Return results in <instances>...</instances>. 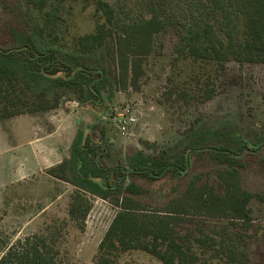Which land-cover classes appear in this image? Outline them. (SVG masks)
<instances>
[{
	"label": "rangeland",
	"instance_id": "rangeland-1",
	"mask_svg": "<svg viewBox=\"0 0 264 264\" xmlns=\"http://www.w3.org/2000/svg\"><path fill=\"white\" fill-rule=\"evenodd\" d=\"M140 9L146 15L145 7ZM97 10L94 0H48L43 11L27 0H0V42L7 41L12 27L24 25L39 31L44 42L61 53H69L76 48L80 35L95 32L105 22ZM186 12L182 0L167 1L162 11L167 27L155 38L153 52L145 57V73L139 86L114 88L112 96L105 92L101 104H82L75 90L68 88L57 108L0 119L3 234L13 238L45 235L55 241L59 264H94L99 244L118 210L109 201L92 197L85 226L80 228L69 215L74 185L47 175L45 166L52 161L47 160L44 167L38 168L34 143L48 157H52L54 148L63 146L68 158L72 141L81 129L92 136L98 161L111 168L126 161V156L136 149L156 156L162 151L187 152L191 142H200L187 152L188 172L171 171L155 181L139 176L132 179L148 190L143 201L150 208H160L169 199L182 195L192 179L221 190L218 172L222 165L211 157L210 149L221 145L236 149L230 140V134H234L254 148L241 157L245 163L241 183L257 196L250 202L251 222L229 228L245 235L246 264H264V63L240 64L230 60L220 69L215 61H194L179 53L178 32ZM208 87L215 90L210 100L205 97ZM125 106L132 108L137 122L123 134L115 123L113 108L121 110ZM60 108L67 115L64 126L57 123V116L52 120L45 115ZM222 222L226 221L196 217L179 229L183 238L187 232L199 233V226L214 234L211 228L220 227ZM192 244L204 264H227L226 257L214 255L211 248ZM117 264L163 263L147 252L132 250L118 255Z\"/></svg>",
	"mask_w": 264,
	"mask_h": 264
},
{
	"label": "trees",
	"instance_id": "trees-1",
	"mask_svg": "<svg viewBox=\"0 0 264 264\" xmlns=\"http://www.w3.org/2000/svg\"><path fill=\"white\" fill-rule=\"evenodd\" d=\"M94 1L105 22L95 32L80 35L72 52L61 53L45 43L34 28L10 29L7 41L0 42V119L57 108L68 88L75 90L82 104H101L105 92L112 96L114 88L139 86L145 57L167 27L162 11L168 0ZM27 2L39 11L48 4V0ZM182 4L187 12L178 32L179 53L194 61H215L220 69L230 60L264 63V0H182ZM143 6L146 15L140 9ZM214 95V88L208 87L206 99ZM230 140L236 149L230 145L210 149L211 157L222 165L218 172L221 190L192 179L182 195L160 208H150L143 201L148 190L132 179L155 181L171 171L188 172L187 152L200 142H191L187 152L162 151L156 156L136 149L126 161L109 168L98 161L92 136L79 129L69 157L49 167L47 173L74 185L69 215L80 228L85 226L92 197L117 207L94 264H117L118 255L132 250L147 252L163 264H204L193 242L225 256L227 264H246L245 235L229 226L237 228L252 220L250 202L257 194L241 183L245 167L241 157L254 148L240 136L230 134ZM196 217L226 222L211 228L214 234L199 226V233L187 232L183 238L179 227ZM0 264H59V251L45 235L13 238L0 231Z\"/></svg>",
	"mask_w": 264,
	"mask_h": 264
},
{
	"label": "crops",
	"instance_id": "crops-1",
	"mask_svg": "<svg viewBox=\"0 0 264 264\" xmlns=\"http://www.w3.org/2000/svg\"><path fill=\"white\" fill-rule=\"evenodd\" d=\"M45 115L46 117L47 116L50 117V119L52 120L54 119L55 116H57L58 117L57 123L61 126H64L65 122H67V117H66L67 115L65 112L63 113V110L61 108L56 110L54 113H48ZM33 145H34L33 155H34V158L36 159V165L38 166V168H40L41 166L44 167L45 166L44 162L49 160V162L50 161L52 162L49 165L45 166V169H48L49 167L53 165L59 164L66 157V152L63 153V150L61 149L63 146L61 147L57 146L58 147L57 150H55L54 148V150H52V153H53L52 157H48L46 152H40V147H41L40 145L37 146L36 143H34ZM50 177L56 179L55 177H52V176Z\"/></svg>",
	"mask_w": 264,
	"mask_h": 264
},
{
	"label": "built area",
	"instance_id": "built-area-1",
	"mask_svg": "<svg viewBox=\"0 0 264 264\" xmlns=\"http://www.w3.org/2000/svg\"><path fill=\"white\" fill-rule=\"evenodd\" d=\"M115 111L114 118L115 123L123 134H126L130 131V127L134 126L137 122V117L134 111L130 106H125L121 110L113 108Z\"/></svg>",
	"mask_w": 264,
	"mask_h": 264
}]
</instances>
